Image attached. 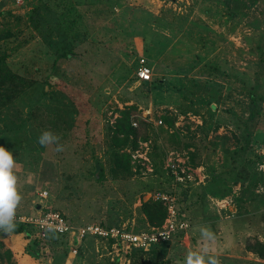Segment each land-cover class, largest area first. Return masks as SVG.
<instances>
[{"label":"rangeland","instance_id":"1","mask_svg":"<svg viewBox=\"0 0 264 264\" xmlns=\"http://www.w3.org/2000/svg\"><path fill=\"white\" fill-rule=\"evenodd\" d=\"M1 143L22 199L0 264H183L202 224L220 264H264V0H0ZM157 192L189 228L144 251L17 224L149 230Z\"/></svg>","mask_w":264,"mask_h":264},{"label":"built area","instance_id":"2","mask_svg":"<svg viewBox=\"0 0 264 264\" xmlns=\"http://www.w3.org/2000/svg\"><path fill=\"white\" fill-rule=\"evenodd\" d=\"M137 76L141 81H150L151 69L145 63L144 59H140V63L137 70ZM173 168L174 165H172ZM173 172V170H172ZM177 179L181 180L184 178V170L181 171L174 170ZM46 193H41V196H45ZM154 201H161L167 206V214L158 227L152 229H141L135 230L127 229L125 227H108L101 226L100 224H86L82 226H71L66 219H64L59 213L46 211L40 216H21L18 218L19 223L29 225L37 229L36 234L41 236V240H45V236L48 234H64L68 233L71 236V246H76L74 244V236L77 234V243L82 241L84 237L90 235L95 238L108 239L116 245L117 249H123L125 252L127 250L136 248L147 250L155 244L161 242L169 241L176 234L186 231L189 228V223L186 219L181 218L175 208V198L172 195H166L160 192L155 193L151 197ZM17 221V220H16ZM51 224L54 228L53 232H48L47 227ZM73 253H76V249H72Z\"/></svg>","mask_w":264,"mask_h":264},{"label":"clouds","instance_id":"3","mask_svg":"<svg viewBox=\"0 0 264 264\" xmlns=\"http://www.w3.org/2000/svg\"><path fill=\"white\" fill-rule=\"evenodd\" d=\"M60 137L51 130H43L37 137V143L42 147L55 145V152H62L63 145ZM14 158L10 151L0 146V232L10 234L16 229V209L22 199L17 190V176L14 175ZM201 246L198 250L187 251L183 264H220L218 256L210 255L212 243L216 237L207 225H198ZM48 232H53L51 224L47 227Z\"/></svg>","mask_w":264,"mask_h":264},{"label":"trees","instance_id":"4","mask_svg":"<svg viewBox=\"0 0 264 264\" xmlns=\"http://www.w3.org/2000/svg\"><path fill=\"white\" fill-rule=\"evenodd\" d=\"M260 48V47H259ZM63 54V56L64 57H69V56H75V54L73 53V51L72 50H70V48L69 49H66L65 51H64V53H62ZM261 60H262V56H261ZM152 80V79H151ZM150 80V81H151ZM150 81H144V83H146V82H150ZM254 94L255 93H251L250 94V99H251V102L252 103H254L255 102V100H254ZM2 144V143H1ZM0 144V146H3L4 148H5V145L4 144H2L1 145ZM250 176V174H247V177H249ZM240 179V178H239ZM246 179V177L245 178H243L242 180H245ZM154 201V200H153ZM178 212V215L181 217V214L179 213V211H177ZM147 213H148V216H149V218H150V220H158L159 221V223L160 222H163L164 221V219H165V217H166V214H167V206L166 205H164L161 201H155V204H153V205H148V208H147ZM181 218H183V217H181ZM184 219H186V218H184ZM187 220V219H186ZM188 221V220H187ZM17 224L18 225H20L21 226V228L25 225V224H22V223H19V222H17ZM162 224V223H161ZM160 224V225H161ZM101 226H106V225H103V224H100ZM27 231V230H26ZM30 231L31 232H33V227H31V229H29V232L27 231L26 232V234L27 235H30ZM180 233H183V232H180ZM180 233H178V234H180ZM53 235H55V234H53V233H50V234H48V238L50 237V236H53ZM94 238V237H93ZM97 239H101V238H97ZM102 240H108V239H102ZM108 241H112V240H108ZM166 242H168V241H165V242H161V243H159V244H163V243H166ZM73 243H74V241H73ZM159 244H155V245H153V246H151L150 248H148V249H151V248H153V247H155V246H158ZM2 246V243H1V241H0V247ZM263 249H264V247L263 246H261ZM147 249V250H148ZM132 250L133 251H144V250H142V249H136V248H132ZM130 251H131V249H130ZM254 252H256L257 254H259V256L260 257H264V250H261V249H259V250H257V251H254Z\"/></svg>","mask_w":264,"mask_h":264},{"label":"water","instance_id":"5","mask_svg":"<svg viewBox=\"0 0 264 264\" xmlns=\"http://www.w3.org/2000/svg\"><path fill=\"white\" fill-rule=\"evenodd\" d=\"M74 244H77V234L74 236Z\"/></svg>","mask_w":264,"mask_h":264}]
</instances>
